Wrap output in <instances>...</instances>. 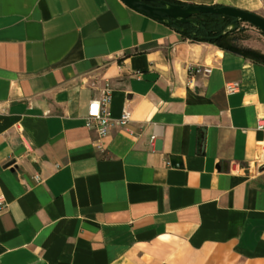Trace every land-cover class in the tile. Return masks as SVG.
Returning <instances> with one entry per match:
<instances>
[{
	"label": "crops",
	"instance_id": "obj_1",
	"mask_svg": "<svg viewBox=\"0 0 264 264\" xmlns=\"http://www.w3.org/2000/svg\"><path fill=\"white\" fill-rule=\"evenodd\" d=\"M105 87L130 120L99 139ZM263 139V63L121 0H0V264H264Z\"/></svg>",
	"mask_w": 264,
	"mask_h": 264
},
{
	"label": "trees",
	"instance_id": "obj_2",
	"mask_svg": "<svg viewBox=\"0 0 264 264\" xmlns=\"http://www.w3.org/2000/svg\"><path fill=\"white\" fill-rule=\"evenodd\" d=\"M168 1L180 3L183 6L187 5V3L177 0ZM189 20V22L173 24L171 27L183 37L207 41L227 51L242 54L264 64V52L238 43L237 32L240 21L236 23V27L230 28L234 18L211 13L192 15ZM261 33L264 35L263 32Z\"/></svg>",
	"mask_w": 264,
	"mask_h": 264
},
{
	"label": "water",
	"instance_id": "obj_3",
	"mask_svg": "<svg viewBox=\"0 0 264 264\" xmlns=\"http://www.w3.org/2000/svg\"><path fill=\"white\" fill-rule=\"evenodd\" d=\"M129 8L151 18L159 20L167 25L176 23L189 22V17L196 14H218L226 15L234 18L230 28L236 27L237 22H247L257 27L264 33V17L247 10H241L231 6H209L187 4L183 6L180 3H172L168 0H121ZM149 2H157L159 6L150 4ZM176 165L178 162L173 161Z\"/></svg>",
	"mask_w": 264,
	"mask_h": 264
},
{
	"label": "built area",
	"instance_id": "obj_4",
	"mask_svg": "<svg viewBox=\"0 0 264 264\" xmlns=\"http://www.w3.org/2000/svg\"><path fill=\"white\" fill-rule=\"evenodd\" d=\"M191 75L202 74L209 75L211 72V67L206 64H196L190 68ZM238 84L235 82H229L225 85L227 93H233L237 90ZM110 94L108 87H105L101 91L99 98L91 99L88 103L87 110L84 116L85 126L87 128L95 129L98 138L101 139L105 137L111 128L113 127H122L125 126L130 120V111L127 108H123L120 116L118 118L112 119L109 116V112L106 108V104L109 101ZM257 128L262 129L263 124L260 122L257 123ZM153 139V136L151 137ZM97 147L101 148L102 146L97 142ZM257 161L264 164V139L260 141L258 145ZM4 208V202L0 198V212Z\"/></svg>",
	"mask_w": 264,
	"mask_h": 264
},
{
	"label": "rangeland",
	"instance_id": "obj_5",
	"mask_svg": "<svg viewBox=\"0 0 264 264\" xmlns=\"http://www.w3.org/2000/svg\"><path fill=\"white\" fill-rule=\"evenodd\" d=\"M238 43L264 52V35L247 22L239 23Z\"/></svg>",
	"mask_w": 264,
	"mask_h": 264
},
{
	"label": "flooded vegetation",
	"instance_id": "obj_6",
	"mask_svg": "<svg viewBox=\"0 0 264 264\" xmlns=\"http://www.w3.org/2000/svg\"><path fill=\"white\" fill-rule=\"evenodd\" d=\"M150 4H153V5H157L159 6V4L157 2H149Z\"/></svg>",
	"mask_w": 264,
	"mask_h": 264
}]
</instances>
